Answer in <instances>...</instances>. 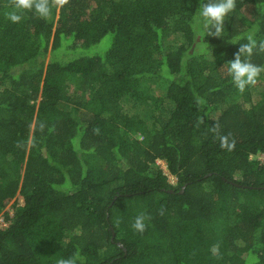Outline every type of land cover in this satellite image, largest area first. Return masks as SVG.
I'll return each instance as SVG.
<instances>
[{
    "label": "trees",
    "instance_id": "obj_1",
    "mask_svg": "<svg viewBox=\"0 0 264 264\" xmlns=\"http://www.w3.org/2000/svg\"><path fill=\"white\" fill-rule=\"evenodd\" d=\"M202 2L70 0L12 23L0 0V211L24 199L0 227V264H264V161L251 155L264 150V73L240 93L226 72L254 26L264 40V0H236L221 37ZM108 30L103 54L55 53Z\"/></svg>",
    "mask_w": 264,
    "mask_h": 264
},
{
    "label": "clouds",
    "instance_id": "obj_2",
    "mask_svg": "<svg viewBox=\"0 0 264 264\" xmlns=\"http://www.w3.org/2000/svg\"><path fill=\"white\" fill-rule=\"evenodd\" d=\"M69 4L70 0H10V6L13 10L5 15L12 23H20L25 12H33L39 18L48 19L53 8L63 9ZM235 7L236 0H208V2L200 4L196 16L202 19L203 27L207 29L208 36L221 37L225 30V20L235 10ZM258 30V27L254 26L247 33L245 37L247 42L240 44L238 51L234 54V59L227 62V75L231 77L233 84L240 93H243L249 86H255L258 78L264 73V66L251 62V57L255 53H264V40L257 41L255 38V33ZM197 103L199 104L201 101H197ZM45 126L44 122L39 123L41 131L44 130ZM96 131L98 132V129ZM210 131L216 134L222 149L233 150L235 140L229 139L231 134L220 135L218 125H214ZM21 146V142H18L17 147ZM163 212L162 206L160 214L162 215ZM150 220V215L141 212L134 218L131 227L134 232L143 235L148 227L146 221ZM58 264H76V257L61 259Z\"/></svg>",
    "mask_w": 264,
    "mask_h": 264
},
{
    "label": "rangeland",
    "instance_id": "obj_3",
    "mask_svg": "<svg viewBox=\"0 0 264 264\" xmlns=\"http://www.w3.org/2000/svg\"><path fill=\"white\" fill-rule=\"evenodd\" d=\"M58 10V9H57ZM112 37H113V31L112 30H108L106 33H104L102 35V37L92 43V45L90 46H77V47H71L70 48H65V45H61L60 47H58L57 49H55V53L57 56L59 55H62V54H65L66 56L68 55H90L92 53H104L107 49V46L110 44L111 40H112ZM66 42V41H64ZM54 51L51 50L50 47H48V53H47V59H49L52 55ZM168 79L165 78V77H159L158 78V82L160 84H164V82H166ZM36 102H38V98L36 99ZM131 103V100H127V104H130ZM153 109V106H151L150 104L148 105V107H146L144 110V112L146 113H150ZM252 156H254L255 158L261 160V161H264V150L262 151H258L256 153H253L251 154ZM155 165L158 166V167H161L163 170L168 171V168H167V165H166V161L164 159H161V158H158L155 162ZM170 173V172H169ZM175 175H172L169 174V179L170 181H175ZM24 203V199H22V195L21 193L19 192V189L17 190V192L15 193V195L12 197L11 201L0 211L3 212L4 210H7L8 212V209L10 210L11 208H14L15 210V207L17 204H23Z\"/></svg>",
    "mask_w": 264,
    "mask_h": 264
},
{
    "label": "built area",
    "instance_id": "obj_4",
    "mask_svg": "<svg viewBox=\"0 0 264 264\" xmlns=\"http://www.w3.org/2000/svg\"><path fill=\"white\" fill-rule=\"evenodd\" d=\"M167 172V171H166ZM168 173V178H169V172ZM172 175V174H171ZM174 175V174H173ZM176 177V176H175ZM176 179V178H175ZM174 179V180H175ZM170 180V179H169ZM14 214V208H11L10 210H4L3 212L0 213V227H5L9 224L11 221V216Z\"/></svg>",
    "mask_w": 264,
    "mask_h": 264
},
{
    "label": "water",
    "instance_id": "obj_5",
    "mask_svg": "<svg viewBox=\"0 0 264 264\" xmlns=\"http://www.w3.org/2000/svg\"><path fill=\"white\" fill-rule=\"evenodd\" d=\"M113 233H114V230H113Z\"/></svg>",
    "mask_w": 264,
    "mask_h": 264
}]
</instances>
